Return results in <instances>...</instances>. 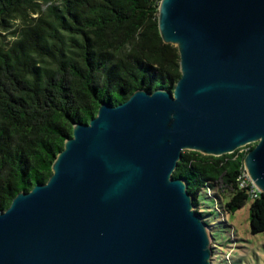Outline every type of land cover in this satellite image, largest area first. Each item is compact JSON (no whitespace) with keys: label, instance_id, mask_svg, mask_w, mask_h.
Wrapping results in <instances>:
<instances>
[{"label":"water","instance_id":"water-1","mask_svg":"<svg viewBox=\"0 0 264 264\" xmlns=\"http://www.w3.org/2000/svg\"><path fill=\"white\" fill-rule=\"evenodd\" d=\"M158 29L180 53L173 88H137L76 122L49 179L0 209V264H212V236L185 150L248 144L264 193V0H160Z\"/></svg>","mask_w":264,"mask_h":264},{"label":"trees","instance_id":"trees-1","mask_svg":"<svg viewBox=\"0 0 264 264\" xmlns=\"http://www.w3.org/2000/svg\"><path fill=\"white\" fill-rule=\"evenodd\" d=\"M159 4L0 0V209L49 179L74 123L89 122L102 102L118 104L137 88L176 85L180 53L160 35ZM253 146L221 156L183 152L173 176L188 182L202 218L211 215L202 193L220 214L250 202L251 234L264 232V193L243 182V160Z\"/></svg>","mask_w":264,"mask_h":264},{"label":"rangeland","instance_id":"rangeland-1","mask_svg":"<svg viewBox=\"0 0 264 264\" xmlns=\"http://www.w3.org/2000/svg\"><path fill=\"white\" fill-rule=\"evenodd\" d=\"M200 200L203 210L211 212L203 219L211 224L207 223L214 246L212 264H264V232L251 234L250 202L234 213L220 214L214 199L202 193Z\"/></svg>","mask_w":264,"mask_h":264},{"label":"built area","instance_id":"built-area-1","mask_svg":"<svg viewBox=\"0 0 264 264\" xmlns=\"http://www.w3.org/2000/svg\"><path fill=\"white\" fill-rule=\"evenodd\" d=\"M244 177H245V179L243 180V182H245V180H249V181H251L250 179H249V177H248V173L246 172L245 173V175H244ZM252 182V181H251ZM252 185H253V183H252ZM254 186V185H253ZM255 187V186H254ZM256 188V187H255ZM257 189V188H256ZM258 190V189H257Z\"/></svg>","mask_w":264,"mask_h":264}]
</instances>
